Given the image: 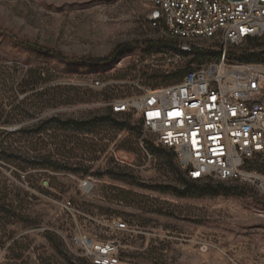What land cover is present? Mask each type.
<instances>
[{
	"label": "rangeland",
	"instance_id": "1",
	"mask_svg": "<svg viewBox=\"0 0 264 264\" xmlns=\"http://www.w3.org/2000/svg\"><path fill=\"white\" fill-rule=\"evenodd\" d=\"M148 13L143 0H0V264H91L76 237L115 239L120 264H264V194L254 186L165 194L160 187L183 188L182 173L130 115L113 118L121 130L101 121L87 134L51 122L105 117L110 103L210 59L159 50ZM263 49L264 36L229 57ZM116 220L128 230L115 231Z\"/></svg>",
	"mask_w": 264,
	"mask_h": 264
},
{
	"label": "built area",
	"instance_id": "2",
	"mask_svg": "<svg viewBox=\"0 0 264 264\" xmlns=\"http://www.w3.org/2000/svg\"><path fill=\"white\" fill-rule=\"evenodd\" d=\"M143 1L159 50L175 61L196 54L210 59L170 85L110 103L109 110L130 115L156 147L171 151L187 180L242 182L264 194L257 169L264 164V64L229 57L230 47L264 36V0ZM112 227L128 230L121 220ZM73 243L91 264H120L115 239Z\"/></svg>",
	"mask_w": 264,
	"mask_h": 264
},
{
	"label": "trees",
	"instance_id": "3",
	"mask_svg": "<svg viewBox=\"0 0 264 264\" xmlns=\"http://www.w3.org/2000/svg\"><path fill=\"white\" fill-rule=\"evenodd\" d=\"M154 45H157V47H160L162 45V42L155 41ZM40 53L48 57H51L53 59L59 60V61H67L65 58H63L59 54H54L52 52L50 53V51L40 50ZM245 57L246 58L244 59V62L264 63V49L259 53H253ZM86 62L90 65H100L102 63H105L106 60H86ZM78 63H81V61H79ZM115 116L116 115L113 114L109 110L105 117L103 116L100 118H92V119H85V120L68 119L62 123H60L59 120L57 119H52L51 122H53L57 128L68 129L70 132H74V133L83 132L87 134V133H90L92 129L94 128V126L101 121L112 122L111 126H113L115 129H119V130L123 129L124 127L123 124L115 123V120H113ZM38 130L39 128H37L35 131H38ZM0 134H3V133L0 132ZM2 155H3V152H2ZM4 156L10 160H14L17 158V156L15 155V152L13 151H9L8 154L5 152ZM24 161L25 163H30L28 159H24ZM108 173L111 178L119 179L118 177L112 176L111 171ZM181 177H182V183L184 185L183 188H178L177 186L170 185V186L160 187L159 191L165 194H171L179 198L190 197L193 195L199 196V197H205V196L216 197L220 195L230 196V195H236L239 192V189L237 187H227L223 183H218L214 185L213 184H200L198 182L187 180L186 178H184L183 175Z\"/></svg>",
	"mask_w": 264,
	"mask_h": 264
},
{
	"label": "snow or ice",
	"instance_id": "4",
	"mask_svg": "<svg viewBox=\"0 0 264 264\" xmlns=\"http://www.w3.org/2000/svg\"><path fill=\"white\" fill-rule=\"evenodd\" d=\"M149 115H153V114L150 113Z\"/></svg>",
	"mask_w": 264,
	"mask_h": 264
}]
</instances>
